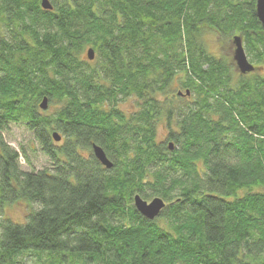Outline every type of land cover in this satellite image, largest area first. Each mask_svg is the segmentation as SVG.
Returning a JSON list of instances; mask_svg holds the SVG:
<instances>
[{"label": "trees", "instance_id": "trees-1", "mask_svg": "<svg viewBox=\"0 0 264 264\" xmlns=\"http://www.w3.org/2000/svg\"><path fill=\"white\" fill-rule=\"evenodd\" d=\"M49 1L0 0V264H264L257 0ZM208 32L240 35L255 71ZM11 125L51 168L22 169ZM137 194L167 205L148 219Z\"/></svg>", "mask_w": 264, "mask_h": 264}, {"label": "rangeland", "instance_id": "rangeland-1", "mask_svg": "<svg viewBox=\"0 0 264 264\" xmlns=\"http://www.w3.org/2000/svg\"><path fill=\"white\" fill-rule=\"evenodd\" d=\"M204 39L207 41L209 51L214 52L215 54L218 55L221 53L229 60L233 59L234 50H235V44L232 40L233 36L224 37L215 32H208L207 34H205ZM220 43H222V45H220ZM246 54L248 53L246 52ZM247 56L249 60L253 64H255V61L251 60L252 57L250 58L249 54ZM236 69L239 71L238 67ZM55 106L56 105L51 107L52 111L55 109ZM1 135L4 137L5 141L9 144V146L19 151H22L21 148L23 147L26 150V153H28L29 161H27L28 159L26 160L24 156L20 155L21 156L20 164L24 171H33V170L38 171L44 168H51L52 166L51 161L46 155H44L39 145L33 141L32 134L28 132L24 127L19 125H11L10 128L4 130ZM159 136L160 138L166 136V133L162 128L159 129ZM147 200L151 201L152 198H149ZM5 209H6L5 212L6 214H8V216H11L14 220L23 221L22 218H24L25 216L23 212L24 211L23 205L6 206ZM31 261H35L37 262V264H41L35 259L34 260L31 259ZM31 264H34V262Z\"/></svg>", "mask_w": 264, "mask_h": 264}, {"label": "water", "instance_id": "water-1", "mask_svg": "<svg viewBox=\"0 0 264 264\" xmlns=\"http://www.w3.org/2000/svg\"><path fill=\"white\" fill-rule=\"evenodd\" d=\"M42 7L47 10H51L53 7H51V3L49 0H43L42 2ZM256 15L261 22L263 28H264V0H257L256 2ZM239 35L234 36L233 42L235 44V50H234V55L233 58L235 61V64L237 65L239 71L242 74L250 73L255 71L256 67L255 65L249 60L246 51L244 50V45H243V39ZM95 56V50L93 48H89L87 51V58L89 60H94ZM181 94V93H179ZM47 99L45 98L44 101H42L41 107L43 109L47 108ZM54 138L56 141L61 140V135L57 132H54ZM94 153L96 157L100 160V162L110 168L113 166V163L110 162L109 158L107 157L106 153L104 152L103 148L94 145ZM135 206L138 211L143 213L146 217L150 219L156 218L162 209L165 207L166 202L162 200L160 197H155L151 201H148L144 199L141 195L137 194L135 196Z\"/></svg>", "mask_w": 264, "mask_h": 264}, {"label": "bare ground", "instance_id": "bare-ground-1", "mask_svg": "<svg viewBox=\"0 0 264 264\" xmlns=\"http://www.w3.org/2000/svg\"><path fill=\"white\" fill-rule=\"evenodd\" d=\"M180 93H181V94H179V95H188V96H189V95L191 94V91H190V90H186L185 92H180ZM44 99H45V98H44ZM44 99H43V101H44ZM46 99H47V98H46ZM48 101H49V100L47 99V101H46V102H47V108H46V109H43V108L41 107V105H42L43 102H41V104H40V108L43 109V110H47L48 107H49V105H50ZM61 140H62V136H61ZM61 140H60V141H61ZM169 147H170V149H173V148H172V147H174V143H173V141H171V142L169 143ZM166 205H167V203H166ZM166 205H165V206H166ZM140 213H141V212H140ZM141 214H142V213H141ZM144 216H145V215H144ZM145 217H146V216H145ZM147 218H148V217H147ZM148 219H150V218H148Z\"/></svg>", "mask_w": 264, "mask_h": 264}]
</instances>
